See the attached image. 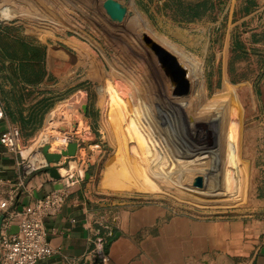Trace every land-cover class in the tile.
<instances>
[{
    "label": "rangeland",
    "instance_id": "obj_1",
    "mask_svg": "<svg viewBox=\"0 0 264 264\" xmlns=\"http://www.w3.org/2000/svg\"><path fill=\"white\" fill-rule=\"evenodd\" d=\"M103 1L0 0V24H14L20 38L54 49L56 88L62 87L58 60L68 61L64 104L83 100L72 108L71 122L78 123H72L65 144L77 135L78 156L113 209L107 218L122 206L141 204L160 205L167 217L239 214L252 190L264 183V123L258 105L264 83V0H201L199 20L187 10L196 0H116L126 8L121 21L110 19ZM244 8L250 11L246 16ZM143 34L186 70L190 90L185 97L175 94ZM224 80L232 90L226 111L217 94ZM183 98L190 108L178 103ZM198 114L202 119H196ZM55 129L48 125L44 133ZM232 134L234 144L224 139ZM31 144H21V154ZM39 150L37 145L22 154L23 165L40 158ZM109 179L130 189L114 187Z\"/></svg>",
    "mask_w": 264,
    "mask_h": 264
},
{
    "label": "crops",
    "instance_id": "obj_2",
    "mask_svg": "<svg viewBox=\"0 0 264 264\" xmlns=\"http://www.w3.org/2000/svg\"><path fill=\"white\" fill-rule=\"evenodd\" d=\"M260 21L264 31V11ZM21 33L14 24H0V204L5 202L3 208L0 206V214L4 215L0 236L17 230L23 207L54 190H65L60 209L43 218L51 254L38 264H88L92 238L98 231L103 233L98 222L113 209L107 208L110 202L97 191L95 174L78 156L80 148L72 159L63 154L60 162L51 164L57 167L58 179L46 171L50 164L41 161V152L40 158L33 157L30 165H23L22 154H29L35 146L40 149L49 143L58 147L60 144L55 142L60 138L65 141L66 135L57 134L60 125L67 126L65 120L56 126L54 134L48 136L44 131L49 120L59 118L58 110L68 100L70 69L66 58H59L62 87L56 88L54 49L24 40ZM261 43L264 45V37ZM231 93L230 84L224 80L217 92L224 111L231 109ZM258 93L264 123V83ZM235 135L224 139L234 144ZM74 137L73 141H78L77 135ZM24 142L32 144L21 154ZM109 181L114 187L130 189L128 183ZM259 185L252 190L248 206L232 216L167 217L166 209L160 205L122 206L117 214L112 213L117 222L106 246L108 264H264V183ZM230 196L231 193L215 206Z\"/></svg>",
    "mask_w": 264,
    "mask_h": 264
},
{
    "label": "built area",
    "instance_id": "obj_3",
    "mask_svg": "<svg viewBox=\"0 0 264 264\" xmlns=\"http://www.w3.org/2000/svg\"><path fill=\"white\" fill-rule=\"evenodd\" d=\"M2 111L0 108V118ZM46 164V162H44ZM66 198L65 190H54L21 210L17 230L0 236V264H38L51 254L43 218L55 214ZM0 206L3 208L5 202ZM117 217L104 215L99 223L103 233L97 232L92 238L88 264H108L106 246L115 232Z\"/></svg>",
    "mask_w": 264,
    "mask_h": 264
},
{
    "label": "water",
    "instance_id": "obj_4",
    "mask_svg": "<svg viewBox=\"0 0 264 264\" xmlns=\"http://www.w3.org/2000/svg\"><path fill=\"white\" fill-rule=\"evenodd\" d=\"M106 14L110 17L111 20L121 21L126 15V8L122 4H120L116 0H104L102 4ZM143 41L146 45H149L150 49L156 55L160 66L163 69V72L170 78V81L173 83L174 87H176L175 94L177 95H185L190 90L189 81L186 79V70L179 64L176 60L175 56L163 48L161 45L156 43L147 35H142ZM82 112H86V104H82L81 106ZM75 125V121L73 122ZM59 131L66 132L68 129L64 125H60L58 127ZM85 146L88 145L87 142H84ZM79 148V143L77 141L69 140L64 146H62V150H64L65 156L74 157ZM50 144L45 143L41 146L40 152L46 163L50 164L46 167V171L49 172L50 176L58 179L60 177L57 167L52 166L51 164H57L61 161L63 151L62 152H51ZM89 148L87 147V150ZM4 219V215L0 214V227L2 225V221ZM96 260H93L92 264H95Z\"/></svg>",
    "mask_w": 264,
    "mask_h": 264
},
{
    "label": "bare ground",
    "instance_id": "obj_5",
    "mask_svg": "<svg viewBox=\"0 0 264 264\" xmlns=\"http://www.w3.org/2000/svg\"><path fill=\"white\" fill-rule=\"evenodd\" d=\"M167 46V48L168 49H171L170 47H168V45H166ZM172 50V49H171ZM173 51H174V49H173ZM176 53H177V51H175ZM175 53V54H176ZM175 89H176V87H175ZM189 93V92H188ZM187 93V94H188ZM187 94H185V95H178L179 97H181V96H183V97H185ZM79 97V96H78ZM75 99V98H74ZM72 99V104H74L75 105V102L78 100V102L77 103H80L82 100H83V96L81 97V99L79 100V98H77V99ZM178 103H180V104H182L183 106H181V107H184V108H186V107H189L190 108V106H191V104H190V102L188 101V99L187 98H183V99H181ZM74 105H72V106H69V105H66V104H63V109H61L60 110V114H59V118H56V121L57 120H61V122L63 121V120H65V122H66V124H67V129H69L71 126H72V123L74 122H71V120H72V108L74 107ZM198 110V109H197ZM202 116L201 115H199L198 114V118H196V116H195V118L196 119H202L201 118ZM63 118V119H62ZM196 119H194V120H196ZM193 120V121H194ZM56 121H53L52 119L51 120H49V126H50V128H54V127H56L57 126V124H56ZM76 123H78V122H76L75 121V125H76ZM61 124H63V123H61ZM64 125V124H63ZM65 126V125H64ZM68 131L69 130H67L66 132H62V131H59L57 134L58 135H68ZM62 132V133H61ZM56 138H58V137H56ZM69 139V136L68 137H66L65 138V141L63 142L64 143V145H65V142L67 141ZM58 142V141H57ZM64 145H60V146H58V147H56V146H54V145H52V144H50V151H57V152H62L63 151V154H64V150H62V146H64ZM76 154H77V152H76ZM42 162H45V160H44V158L41 160Z\"/></svg>",
    "mask_w": 264,
    "mask_h": 264
},
{
    "label": "trees",
    "instance_id": "obj_6",
    "mask_svg": "<svg viewBox=\"0 0 264 264\" xmlns=\"http://www.w3.org/2000/svg\"><path fill=\"white\" fill-rule=\"evenodd\" d=\"M203 4H205L204 1L201 2V0H200L198 3L187 7L189 15L191 16L192 19L199 20V18H200V16H199L200 15L199 14L200 13V8L202 7ZM210 6H212V8H213L212 2H210ZM206 8H209V5ZM249 13H250V11L247 8H244L243 16H246Z\"/></svg>",
    "mask_w": 264,
    "mask_h": 264
}]
</instances>
